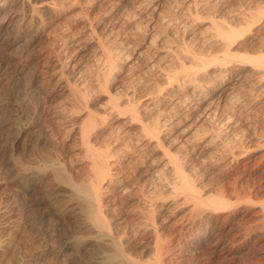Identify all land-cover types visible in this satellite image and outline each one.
Here are the masks:
<instances>
[{"label":"rangeland","instance_id":"rangeland-1","mask_svg":"<svg viewBox=\"0 0 264 264\" xmlns=\"http://www.w3.org/2000/svg\"><path fill=\"white\" fill-rule=\"evenodd\" d=\"M33 1H39V5L44 6V12L46 11L41 15L42 25L35 30L37 33L34 29L27 30L28 34L24 33L23 28L21 32L25 35L19 41L6 52L0 50V56L3 58L0 57V60L2 59L0 61L2 67L0 69V99L4 103L0 107V264L20 262L22 264L32 260L33 255L41 251L42 246H46L47 250L37 264H98L100 253H103L105 249H100V252L99 249L90 247L85 242L79 243L75 238L79 236V232L77 229L74 232L75 217L67 211L68 202L64 197L67 189L53 187L55 180L51 171L42 164L45 158L55 157L60 162H64L75 182L86 179L90 152L87 153L88 150L82 144L80 128L88 118L93 123L88 134L91 151H109L111 162L116 163L117 167L113 164L115 168L113 167L112 172L124 175L121 177L125 186L128 188L131 186L127 196L115 197V203L116 201L118 203L115 204L116 209L110 212L113 221H116L119 227L124 225L125 231H128L116 235V237L119 236V241L124 242L123 248L128 256L142 264L154 260L150 251L154 233H150L147 229L133 228L135 224L143 220L135 211L141 209L145 211L144 214H149L152 210L142 206L135 194L146 173L162 165L164 159L161 153L166 148L168 154L178 158L184 175L195 187L196 194L202 198L210 195L222 196L225 200H229L230 207L224 211L225 213H217L207 205L206 207L195 205L192 194L177 187L170 194L163 189L158 191L154 211L156 219L158 218L155 231L159 234L164 248L160 264H264V147L242 159L239 164L230 162L228 150L221 146L223 139L219 138L220 141H217L218 139L215 138L218 132L217 121L208 118L206 120L203 114L199 115L200 111L192 112L186 104L180 103L176 105L179 122L169 125L166 130L160 129L158 134L163 147L154 148L153 142L140 144L142 139L140 140L139 127L153 124L157 113L155 108L159 106L155 102L153 93L158 87H163L164 79L158 70L162 67L166 68L167 62L165 63L166 60L162 58L164 52L180 47V37L183 34L207 30L208 18L216 17L218 21L226 19L227 11L232 10L238 4V0H227L220 6L213 4L210 0H177L182 2L181 5L175 4L177 7L174 5L176 0H154L156 1L154 6L156 5L157 11H160L163 17L165 13L168 19L169 17L177 19V26L172 25V30L165 27L166 21L162 17H159L160 20L150 15L148 19H144L145 17L141 19L133 9L134 0ZM148 2L151 5L153 0ZM255 2L257 7L253 4V9L264 8V0H255ZM25 7V4H16L14 8L20 13L22 10V13H25L27 10ZM110 7H113V10L107 17L104 13ZM174 9H177L176 12L173 11ZM188 13L192 14L191 19L186 25L187 28H183L178 20H181V16H187ZM259 16L249 31H245L236 38L232 52L259 54L263 51L264 54V50H261L264 48L262 46L264 14ZM174 27H176L175 31H173ZM63 30L67 32L66 36H72L74 41L69 50L72 62L77 64L75 67L80 71H77L79 76L76 73L77 69L72 70L66 68L63 63L59 64L64 59V56H61L63 53L60 50L59 40L62 33L65 34ZM177 31L178 35L175 33ZM173 34L175 38L172 37ZM150 40H153L151 46L146 48L145 42ZM26 41L27 43L23 45L22 42ZM132 41H140V47L144 48L143 53L129 54L128 62H124L122 55L129 50L117 53L116 47L119 46V42L124 47ZM210 45L211 43L206 42L197 44L190 42L187 46L203 56L221 58L219 47H216V44ZM8 51H11V55ZM105 57L109 59L106 62ZM235 62L232 63L237 66ZM248 66L257 73L264 72V66L261 68L257 65L255 67L254 64H248ZM208 71L206 75L199 74L196 79L199 82L204 80L202 83L208 81L207 78L212 69ZM27 80L36 83L29 88ZM30 81L29 83L32 84ZM37 86L39 87L36 90ZM186 88L188 89L185 86ZM225 98L216 101V105L221 110L219 111L233 114L238 121H243L242 114L240 116V113L236 112ZM113 103L119 105V111L112 109ZM64 106L66 108L64 114L59 115L58 110ZM56 107L60 109L57 108L56 111ZM256 108L257 112L261 111L260 118L257 115L253 116L255 114L253 113L249 127H245L249 124H246L245 120L239 122L237 126V128L245 127V132H248L247 140L250 143L252 141L251 144L257 140L264 142V137L260 139L256 137L257 140L255 137L252 138L250 131L252 125L264 124L263 102L257 101ZM132 109L137 110L138 120L132 118L130 111ZM56 115L60 116L59 119ZM168 122H172V119ZM247 128L250 129L247 131ZM262 134L264 136V131ZM189 140L190 147L187 145ZM194 144L203 148H198L200 151H185L194 147ZM244 145L247 146V143H243ZM113 151L116 154H111L114 153ZM201 160L207 161L202 163ZM42 172L46 177L42 180L43 182L37 183L33 178L38 177ZM125 179L130 183H127ZM179 182L177 180V184ZM129 194L134 195L135 198L131 197V199ZM41 199L48 204L51 203L53 211L57 213L58 219H61L59 222L41 226L38 214L32 208L36 201ZM145 209L149 210L148 213ZM193 209L195 212L198 211V214L202 212L200 217L197 213H193ZM129 226L132 227L130 229H134L133 232ZM205 227L211 230L212 238L216 234L215 236L226 241L223 253L214 254L206 245H199L195 250L192 248L190 240L197 230H204ZM122 229L120 228L119 232ZM83 243L85 246L82 245ZM64 244L67 247L65 249ZM189 245L191 247H188ZM79 246L82 247L79 248ZM88 249L91 250L88 251Z\"/></svg>","mask_w":264,"mask_h":264},{"label":"bare ground","instance_id":"bare-ground-1","mask_svg":"<svg viewBox=\"0 0 264 264\" xmlns=\"http://www.w3.org/2000/svg\"><path fill=\"white\" fill-rule=\"evenodd\" d=\"M148 1H150V0H134L133 9L135 10L136 14L140 16V18L145 17L144 19H148L150 15L154 16V17L156 16V18L162 17L163 20L166 21L165 27L167 29L172 30V28H173L172 25L177 26V22H176L177 19L176 18L169 17L170 19H168L167 18L168 16L165 13H164L165 16L163 17L162 14H160V11L159 12L157 11L156 5L154 6V2H156V1L153 0V3L151 5L149 4ZM210 1H212L213 4H216L218 6L223 5L225 2H227V0H210ZM37 2L33 1V0H0V50L2 49V50H5V52H6V50H8L10 47H12L14 43L19 41L25 35L24 33H27L29 30L34 29V31H35V30L39 29V26L42 25V20H43L42 18L43 17H41V15L44 12L45 7L40 6L39 1H37ZM181 3L182 2H177V0H176L174 2V5L175 4L181 5ZM255 3H256L255 0H238V4L235 5L232 8V10L227 11L226 19L223 18L221 21H218L219 19L216 17L215 18L214 17L208 18L209 19V21H208L209 28L207 30L201 31L199 33L191 32L189 34H186L187 36L185 34H183L180 37L181 38L180 39L181 40V43H180L181 46L180 47H176L174 50H167L164 52V55L162 58H164L166 60L165 63L167 62L166 63L167 65H166V68L162 67L161 69L158 70V72L161 74V77L163 76V79H164V83L162 84L163 87L162 88H161V86H160V88L158 87V89L153 93V97L156 98L155 102L159 106H156V108H155V111H157V113H156V116L154 119L155 121L153 122V124L152 125L150 124L149 125L150 127L147 126L146 124L139 127V129H140V131H139L140 132V140L142 139L140 144H142L144 142H146V144L149 142H153L154 148H162L163 147L161 142L159 141L158 134L160 132V129L166 130V129H168L169 125H175L179 122V120H177L178 111L176 110V107L180 103L181 105L186 104V106H188V109L192 112H195V111L196 112L197 111L202 112V113L199 112V115L203 114L204 117L206 118V120L208 118V119H211L212 121L214 119L217 121V125H218V132L216 131L217 136H215L216 132L213 134H214L215 138L218 139L217 141H220L219 138L223 139L221 146H222V148L224 147L225 150H228L227 153H229V155H230V162L232 161V163L239 164L242 159L246 158L251 153L257 152L256 151L257 149L264 147V142H260L257 140V138L260 139V138L264 137L262 134L264 131V128H263L264 124H262L263 122L261 123L262 125H260V126L258 124L257 125L254 124L251 126L252 127L251 129L249 128L250 131L252 132V138L255 137L257 142L254 141V139H253V141L255 143L253 142V144H251L252 141L250 143L249 140H247V138H248L247 133L248 132H245V127L250 126L249 122H251L250 120L252 119L253 116L257 115L260 118L259 113L261 111L257 112V110H256L257 109L256 108L257 101H262L264 104V72L263 73L262 72L257 73L255 71H253L252 69H250L248 66V64H254V66L257 65V67L260 66L259 68H261V66H264L263 51H262V53L259 51L260 52L259 54H248V53H234L231 50L233 45H234L236 38L241 36V34L244 33L245 31L246 32L249 31L250 28L252 26H254V23L256 22V20H258V18L260 17L259 15L262 16L264 14V8H262L263 10L260 8H256L257 6ZM16 4H22V5L25 4L26 5L25 9H27L26 12L22 13L23 12V10H22L20 13L19 10L14 8ZM131 4H132V1H131ZM253 4H255V6H256L255 9L252 8ZM176 5H175V7H177ZM112 8L110 7V9L104 13L105 16L108 17L109 16L108 14L112 13V10H113ZM19 9H21V8H19ZM176 10L177 9H174L173 11L176 12ZM191 15H192L191 13L190 14L188 13L187 16H181V20H178L179 23H181V25H183V28H187L186 25L190 22ZM43 16H45V15L43 14ZM257 16H259V17L257 18ZM144 19H143V21H144ZM139 22L141 23L142 20ZM174 22L176 24H173ZM23 28H24V33L21 32V30ZM175 28L176 27H174L173 31L176 30ZM40 29L42 30V27H40ZM163 29L165 30V28H163ZM65 30H63L65 34L62 33L61 37L58 36L60 38L59 39L60 45H61L60 50H61V53H63L61 56H64V59H62L63 58L62 57L61 58L62 62L60 61L59 64L63 63L66 66V68H71L72 70H76L77 67H75V66L77 64H74L72 62L70 50H69L72 42H74V41H72V38H71L72 36L71 37L66 36L67 32H65ZM30 32H32V31H30ZM35 32H33V33L35 34ZM185 32H186V30H185ZM33 33H32V35H33ZM175 33L177 34L178 31ZM30 36H29V38H30ZM36 36H39V35H36ZM74 37H73V39H74ZM172 37L175 38L174 34ZM27 40H29V39H27ZM30 40H31V38H30ZM152 41L150 40V41L145 42L146 48L151 46ZM137 42L132 41L128 45H124V47L121 46L122 43H120V42L118 43L119 46L116 47V50H118L117 53L122 52L123 50H129V52H124L122 55V59L124 62L125 61L128 62L127 60H128L129 54L139 55L140 53L141 54L143 53L144 48L140 47L141 46V44H139L140 41L138 43ZM190 42H192L194 44L203 43V42L211 43V45L216 44V47L217 46L219 47L222 56H221V58L213 57V56H209V57L203 56L198 51L189 49V47L187 45ZM22 43L24 45L27 43V41L22 42ZM22 43L20 45H22ZM29 44H30V42H29ZM142 44H143V41H142ZM262 46L264 47V42H263ZM117 48H119V49H117ZM261 50H264V48ZM144 52H145V50H144ZM8 53L10 54L11 51L10 52L8 51ZM12 54H13V52H12ZM4 55H6V54L4 53ZM46 56H44V57H46ZM48 56L46 58H48ZM56 57H57V55H56ZM27 58H26V60H27ZM50 59H52V58H50ZM48 60H49V58H48ZM108 60L109 59L105 57V62ZM57 61H59V60L57 59ZM233 61H236L235 63H237V66L234 63H232ZM42 62L44 63V61H42ZM49 62H50V60H49ZM14 63H16V62H14ZM36 63H39V62H36ZM43 63H42V65H43ZM18 64H19V62H18ZM48 65H50V64L48 63ZM13 67H12V69H13ZM62 67H63V65H62ZM1 68L2 67L0 66V69ZM19 68L21 69V67H19ZM42 68H45V66L44 67L42 66ZM210 69H212V71L208 75V78H207L208 81H205L204 83H202L204 80H202V82L201 81L199 82L196 79L198 77V75L201 73H204L206 75L207 74L206 71H208ZM14 70H12V71H14ZM41 71L42 70L40 67V72ZM77 71H78V69L76 70V73L78 75L79 74L78 72H80V71H78V72ZM7 73H10V72H7ZM61 74L62 73H60V75ZM6 76H8V75H6ZM34 79H36V78H34ZM29 81H28V85H30L29 88L32 87L34 83H36L35 81L34 82L30 81L32 83V84H30ZM36 81L39 82L38 80H36ZM185 86L188 87V89L187 88L185 89ZM38 87L39 86H37L36 90L38 89ZM183 87L185 90L183 89ZM23 89H24V87H23ZM28 90H31V89H28ZM223 97L227 98L229 105L232 106L236 112H239L240 116L242 114V118H243L242 120L243 121L245 120L246 124L249 123L248 125H246V126L243 125V126H245L244 128L243 127L237 128L239 122H243V121H238L236 118H234L235 116L232 113H231L232 115H229L230 113L225 114L223 112L222 113L220 112L221 110L218 108L219 106L216 105V103H217L216 101H219ZM3 105H4V103L0 99V107H2ZM147 107L148 106H146V108ZM57 108L60 109L59 107H56V111L58 110ZM67 109H68V107H67ZM112 109L119 111L120 107L117 103H113ZM229 109L231 110V108H229ZM262 109H260V110H262ZM64 110H66L65 106L62 107L60 110H58L59 115H61L64 112ZM69 110L72 111L71 109H69ZM225 110H223V111L225 112ZM130 111H131L132 118L138 120L137 110L132 109ZM232 111H228V112H232ZM71 113H73V111ZM110 113H111V110H110ZM253 113H255V114L252 116ZM197 115H198V113H197ZM197 115H195V116H197ZM64 116H63V118H64ZM160 116H161V118L159 119ZM59 117H58V119H59ZM170 119H172V122H168ZM262 119L264 120V117ZM84 123L85 124L83 126H81L82 128H80L82 130L81 131L82 144L84 145L85 149L88 150L86 152L87 153L90 152L89 153L90 155L88 154V156H89L88 157V163H87L88 175H87L86 179L81 180L79 182H75L73 180L69 170H67L64 162H60L55 157L54 158H51V157L45 158L43 160L42 164H43V166L49 168L51 171L53 179L55 180V182L52 184L53 187H55V188L61 187L63 189H67L66 190L67 194L64 196L67 198L66 201L68 202V204H66L67 209H68L67 211L71 212L72 216L74 215V217H75V218L72 217V218H74V220H73V224L75 227L74 232H76L77 230L79 232V236L76 237L74 235L75 238H77L79 243L85 242L90 247H93V248L95 247L99 250L105 249V251L103 253H100L101 257L99 258L98 264H142V262L134 260V258L132 259L130 256H128L126 254V252L123 248L124 242L119 241V236L116 237V235H120L121 233L123 234L124 232L127 233L128 231L127 230L125 231L124 225L119 227V225L116 224V221H113V219H112L113 217L112 218L110 217V214H111L110 212H112V211H114V209H116L115 204L118 203V201H116V203H115V197H118L120 195L127 196L126 194L131 189V186L129 187L130 189L127 186H125L124 181L121 177L124 175H120L119 172H112V170H114V168L116 167L115 166L116 163L114 164L113 161H112L113 163L111 162L112 158H110L111 156L108 153L109 151H91V146L89 145V142H88V134H89V130L92 128L93 123H92V120L90 118H88L87 121ZM6 129L8 130V128H6ZM249 129L247 128V131ZM251 132L249 135H251ZM250 137L251 136H249V138ZM212 138H211V140H213ZM190 142L191 141L189 140L187 142V145H189ZM192 142L194 143V141H192ZM243 143H247V146H245V145L243 146ZM205 144H202V145L205 146ZM190 146L191 145H189V147ZM195 146H197V145H195ZM195 146L191 147L189 149H185V151H191V152L192 151H200L198 148H203L202 146L201 147H198V146L195 147ZM222 150H224V149H222ZM110 152H112V151H110ZM113 152L114 153H111V154H116L115 151H113ZM161 156L164 159L163 162L161 163L162 165H160L159 168L154 169V170H153V168H152V170L149 169L150 171H148L146 173V175L142 179V183L138 185L139 187H137V190H136L137 194H135V192L133 193L136 196H138L137 201H139V203H141L142 206H145V208H148V209L151 208V210H152L149 212V214H144L145 211H142L141 209L138 208L139 210H137L135 212L138 214V216L141 215L140 219L141 220L143 219V220L139 223L135 222L137 224H135L133 227V228H138L141 230L147 229V230H150V233L151 232L154 233V236L151 238L152 239V243H151L152 247L150 250L152 256L154 257V260L152 262L150 261L149 263L147 262L148 264H160V261H161L162 255H163L162 250L164 249L163 248V242L161 241L159 234L156 233L157 231H155L156 225L158 224L157 223L158 218L156 219L154 209L156 207V201L158 200V191H162V189H163V190L168 191L170 194L177 187L179 189L186 191L190 195L192 194L193 198L195 199V205H203V206L207 205L213 211H216L217 213H223L224 211H226L227 208L230 207L229 200H225L222 196L210 195V196H206V197L202 198L199 194H196L195 187L188 180V178L184 175L183 169L178 162V158L175 157L174 155L168 154V150H166V148L161 153ZM112 157H113V155H112ZM206 161L201 160L202 163H205ZM116 162H119V161H116ZM113 164L115 167L113 166ZM15 171H17V169ZM116 171H118V170H116ZM28 173H29V171H28ZM43 173L44 172H42L41 175H39L38 177L33 178V179H36V182L39 183L40 181H42L46 177L45 174H43ZM121 173H122V171H121ZM18 174H19V171H18ZM16 178H18V177H16ZM22 179H23V177H22ZM177 180L180 181L179 184H177ZM140 182H141V180H140ZM127 183H130L129 180L127 181ZM131 183H133V182H131ZM61 188H59V189H61ZM26 190H27V188H26ZM131 194H129L130 198L131 197L135 198V196L131 195ZM129 195H128V197H129ZM128 197H125V198H128ZM42 200L43 199L36 201V203L34 202L35 203L34 206L33 207L31 206L33 208L34 212L36 211V213L38 214V219L41 223V226H46L47 224H49L51 222H55V223L59 222L61 219L60 220L58 219L57 213L54 212L53 208L51 207V203L48 204L46 201H42ZM116 200H117V198H116ZM137 201H135V203ZM195 209H196V207H195ZM195 209L192 210L194 214H196L198 212V211L195 212ZM130 210H133V209H130ZM146 211H147L146 213H148L149 210H146ZM210 212H211V210H210ZM201 213L202 212H200L199 214L197 213L198 214L197 216H199ZM62 216H63V214H62ZM131 216H133V215H131ZM197 216L195 218H197ZM136 219L138 220L139 218H136ZM128 221H130V219ZM138 221H140V220H138ZM123 226H124V228H123ZM131 226H129V229L132 228ZM148 227H149V229H148ZM120 228L121 229L123 228V229L120 230V232H119ZM138 229H137V231H138ZM130 230L133 232L134 229L133 230L130 229ZM147 230H145V231H147ZM211 235H212L211 230H209V229L207 230V227H205L204 230H200V231L197 230V232L193 236L192 240L189 239L192 242V244H191L192 248L195 250V249H197V247L199 245H206L209 247V250H211L212 253H214V254L223 253L225 251V242L226 241L224 242L223 238H220L219 236H215L216 234L214 235L213 238L211 237ZM37 240H38V238H37ZM59 245H61V244H59ZM65 245L66 244H64V246H63L64 249L67 248ZM82 245L85 246L84 243ZM42 247L43 248L41 249L40 252L33 255L32 260H29V261L27 260L25 263H22V264H37L38 260L42 259V257L45 255V252L47 250L46 246H42ZM76 247H78V246H76ZM81 247L79 246V248H81ZM188 247H191V246L189 245ZM192 248H190L191 250L190 249L189 250L192 251ZM108 249H109V251H108ZM90 250L88 249V251H90ZM101 250H100V252H101ZM36 251H38V250H36ZM39 263H41V261ZM147 263L145 262L144 264H147ZM17 264H21V262L17 263Z\"/></svg>","mask_w":264,"mask_h":264}]
</instances>
